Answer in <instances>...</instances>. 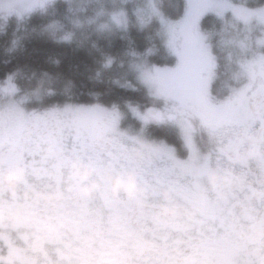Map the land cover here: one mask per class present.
I'll return each mask as SVG.
<instances>
[{
	"label": "rangeland",
	"instance_id": "rangeland-1",
	"mask_svg": "<svg viewBox=\"0 0 264 264\" xmlns=\"http://www.w3.org/2000/svg\"><path fill=\"white\" fill-rule=\"evenodd\" d=\"M46 1L0 0V17L26 15ZM129 1L136 2L134 12L138 16L145 17L143 14L148 12L160 17L166 46L176 58L173 64L151 63L148 60L151 48L128 63V69L149 93L163 98L165 106L132 105V111L141 121L140 127L135 128L122 122L123 113L99 102L32 104L33 100H40L43 94L40 88L22 91L12 77L1 80L0 158L10 159L13 147L17 157L24 153L22 157L26 158L17 163V168L11 166L12 158L0 161V195L1 200L7 201L0 205L1 212L4 216H18L12 223L17 233L29 220L33 228H40L38 224L47 214L41 205L34 204L25 215L26 206L13 203L26 202L24 194L18 192L21 184L31 192L38 186L50 192L59 184L60 195L68 201L75 198L74 189L81 186L89 193L85 205H90L84 209L87 213L97 208L103 217L122 216L124 212L119 202L129 200L131 217H159L161 221H164L162 216L186 218L179 221L178 226L191 225L194 236L205 234L201 244H205L208 264H263L264 254L257 252V246L248 239V232L246 238L234 236L233 226L237 224L229 226V222L237 218L241 229H245L238 210L233 208L234 200L248 205V199L260 212L264 208V186L252 185V171L257 172L258 177L264 173V149L254 158L245 156L251 149L248 145L236 148L233 145L228 153L223 152L217 144L224 145L228 134L225 129L214 130L212 126L218 125L221 117L231 110L247 115L248 96L264 81L261 75L264 71V3L249 6L244 0H185L184 14L175 19L162 13L157 0H121L125 4ZM103 13L107 16L98 22L101 27L128 22L126 7L110 13L99 8L94 19ZM208 13L224 19V32L227 29L229 33L223 35L222 42L234 44L230 48L227 45L228 57L223 59L226 82L215 84L214 91L211 87L218 61L209 34L200 27L202 17ZM108 113L114 118L106 128L108 123L103 117H109ZM39 120L45 126H39ZM150 120L175 124L184 139L186 154L180 155L178 149L164 139L148 137L146 126ZM9 138L23 143L12 146L7 142ZM229 154L232 159L228 158ZM217 165L227 170V182L212 181L210 173ZM18 170H23L20 176ZM65 171L72 177L60 184L57 180ZM250 190L255 196L251 197ZM32 198L39 199L35 194ZM136 202L154 203L165 215L158 216V210L150 211L147 206L136 207ZM66 206L75 210L71 204ZM217 236L222 238L220 242Z\"/></svg>",
	"mask_w": 264,
	"mask_h": 264
},
{
	"label": "trees",
	"instance_id": "trees-1",
	"mask_svg": "<svg viewBox=\"0 0 264 264\" xmlns=\"http://www.w3.org/2000/svg\"><path fill=\"white\" fill-rule=\"evenodd\" d=\"M244 1L249 6L264 3ZM135 4L121 0H47L26 15L0 17V81L10 76L22 91L40 88L43 94L32 104L99 102L123 113L124 124L139 128L141 121L133 106L164 107L166 102L149 93L128 69V63L151 48V63L173 64L176 58L166 46L160 17L148 12L141 13L145 17L138 16ZM157 5L165 16L175 19L186 9L185 0H157ZM119 7H126L129 13L126 25L101 27L98 22L106 13L94 19L99 8L110 13ZM200 27L209 34L218 61L211 87L214 91L215 84L226 82L223 59L228 57V46L234 44L222 42L229 32H224L226 23L220 16L204 15ZM146 135L168 141L182 156L187 152L173 123L150 120Z\"/></svg>",
	"mask_w": 264,
	"mask_h": 264
},
{
	"label": "flooded vegetation",
	"instance_id": "flooded-vegetation-1",
	"mask_svg": "<svg viewBox=\"0 0 264 264\" xmlns=\"http://www.w3.org/2000/svg\"><path fill=\"white\" fill-rule=\"evenodd\" d=\"M261 75L264 77V71ZM249 97L247 115L241 116L234 110L228 111L221 117L218 125L212 126V129H225L228 134L224 145L217 144L219 150L228 153L233 145L234 148L238 145H248L251 149L245 152V156L254 158L261 155L260 151L264 149V81L256 86ZM108 114L109 117H103L108 123L106 128L114 118L112 113ZM39 121V126L40 124L42 127L45 126L42 120ZM9 139L7 142L12 146L23 143L22 140ZM88 140L92 142L89 136ZM13 148L10 159L12 158L14 163L11 166L17 168V163L24 162L26 158L22 157L24 153L17 157ZM228 158L232 159V156L229 154ZM8 159L2 156L0 161ZM22 172L23 170H18V175L20 176ZM66 172L60 175L57 182L60 181L62 184L69 181L72 176ZM252 175L254 176L253 187L257 183L264 186V173L258 177L257 172L252 171ZM26 181L29 186L28 179ZM21 185L18 192L24 194L26 202L14 201L13 203L25 205L27 211L25 215L29 214L28 210H32L34 204L41 205L47 214L42 217L43 222L38 224L42 227L33 228V223L29 220L21 232L17 233L12 223L14 224L18 216L3 215L1 206L7 201L1 200L0 195V264H208L205 244H201L205 234L201 237L197 236L199 234L194 236L191 225L188 228L178 226L179 221L186 218L174 215L162 216L164 221H161L159 217H131L129 200L119 202L124 215L114 214L103 217L97 208H94L96 214L85 212L84 209L89 208L90 205V203L85 205L89 193L81 186L74 189L76 192L74 200L68 201L60 195L59 184L50 192L40 186L37 190L33 188L34 191L31 192L24 184ZM250 193L253 194V191L250 190ZM34 194L42 200L33 199ZM253 196L255 194L251 197ZM244 202L234 200L233 208L238 210V218L243 220L245 229H241L237 218L234 217L229 222V226L237 224L233 226L234 236L246 238L245 233L248 232V239L257 246V252L264 254V228L261 229L264 224V208L260 212L257 211V205H252L250 200L246 201L248 205ZM67 203L71 204L75 210L68 208ZM139 206H147L148 209H152H149L150 211L158 210V216L162 213L165 215V211L162 212L154 203L136 202V207ZM89 214L91 215L88 216ZM131 230L133 232H130ZM218 240L220 242L222 238L219 237Z\"/></svg>",
	"mask_w": 264,
	"mask_h": 264
},
{
	"label": "clouds",
	"instance_id": "clouds-1",
	"mask_svg": "<svg viewBox=\"0 0 264 264\" xmlns=\"http://www.w3.org/2000/svg\"><path fill=\"white\" fill-rule=\"evenodd\" d=\"M210 177L213 182H218L221 180H224L225 182H227V180L229 179V174L227 170L222 169L219 165H217L213 167L210 173Z\"/></svg>",
	"mask_w": 264,
	"mask_h": 264
}]
</instances>
